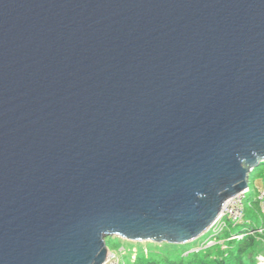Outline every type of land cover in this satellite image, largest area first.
Here are the masks:
<instances>
[{
    "label": "water",
    "instance_id": "obj_1",
    "mask_svg": "<svg viewBox=\"0 0 264 264\" xmlns=\"http://www.w3.org/2000/svg\"><path fill=\"white\" fill-rule=\"evenodd\" d=\"M264 164V0H0V264L184 244Z\"/></svg>",
    "mask_w": 264,
    "mask_h": 264
},
{
    "label": "trees",
    "instance_id": "obj_2",
    "mask_svg": "<svg viewBox=\"0 0 264 264\" xmlns=\"http://www.w3.org/2000/svg\"><path fill=\"white\" fill-rule=\"evenodd\" d=\"M261 168L262 165L255 168L249 176V192L245 200L247 204L245 220L239 225V231L234 233L242 236L230 239L227 249H221L219 245L214 244L204 250L194 251L184 256L177 251L179 245L166 243L172 246L170 250L163 251L162 248H158L159 250L153 253H139L129 264H259L252 255L258 243L257 238L261 237L264 240V214L256 198L257 189L254 184L256 178H264V171ZM260 228L262 232L251 233ZM224 231L230 234L228 229ZM219 236H225V233ZM109 240V238L106 239L108 247L110 242L107 243V241Z\"/></svg>",
    "mask_w": 264,
    "mask_h": 264
},
{
    "label": "rangeland",
    "instance_id": "obj_3",
    "mask_svg": "<svg viewBox=\"0 0 264 264\" xmlns=\"http://www.w3.org/2000/svg\"><path fill=\"white\" fill-rule=\"evenodd\" d=\"M261 169L262 171H264V165H262ZM239 229L240 226H236L233 230L236 233L239 231ZM224 233L225 236H219L217 237L215 242L210 243L213 240L214 236H211L208 231L191 242L179 244V248L177 251L181 253V255L186 256L194 251L204 250L210 245L214 244L219 245L221 249H227L229 245L228 242L230 239H232V236L228 232L224 231ZM109 239L110 240L107 241V243L110 242V252L114 253L123 264H129L130 261L134 260V257H136L139 253H153L158 251V248H162L163 251H168L170 250V247H172L171 245H168L165 242H135L121 239L119 237H113ZM257 239L258 243L255 247V252L252 256L260 264L261 258L264 259V240L261 237H258Z\"/></svg>",
    "mask_w": 264,
    "mask_h": 264
},
{
    "label": "built area",
    "instance_id": "obj_4",
    "mask_svg": "<svg viewBox=\"0 0 264 264\" xmlns=\"http://www.w3.org/2000/svg\"><path fill=\"white\" fill-rule=\"evenodd\" d=\"M249 192V186L244 189L243 191L235 194L234 196L230 197L222 207V211L211 225L210 229L208 230L213 240L210 242H215L217 237L224 232V230L228 229L230 226H237L244 222L245 218V208H246V196ZM256 198L259 201L260 208L262 213L264 214V184L257 189ZM262 229H257L253 232H261ZM241 234H234L232 235L233 238L241 237ZM103 264H123L119 260V258L114 254L109 252ZM260 264H264V259L261 258Z\"/></svg>",
    "mask_w": 264,
    "mask_h": 264
},
{
    "label": "crops",
    "instance_id": "obj_5",
    "mask_svg": "<svg viewBox=\"0 0 264 264\" xmlns=\"http://www.w3.org/2000/svg\"><path fill=\"white\" fill-rule=\"evenodd\" d=\"M254 184L256 186V189H259L263 184H264V178H256L255 181H254ZM240 225V224H239ZM237 225V226H239ZM236 226H230V228H228V230L230 231V234H234V228Z\"/></svg>",
    "mask_w": 264,
    "mask_h": 264
}]
</instances>
